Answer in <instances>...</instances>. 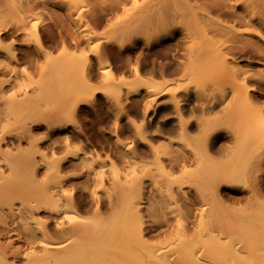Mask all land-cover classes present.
Returning <instances> with one entry per match:
<instances>
[{
  "label": "rangeland",
  "instance_id": "1",
  "mask_svg": "<svg viewBox=\"0 0 264 264\" xmlns=\"http://www.w3.org/2000/svg\"><path fill=\"white\" fill-rule=\"evenodd\" d=\"M245 1L247 0H230L231 3L236 2L239 7ZM137 2L138 5L129 1L124 7L120 5L117 7V0H46V2H43L37 8L33 9L32 13L30 12V15L33 14L30 18V26L31 24L38 23L41 24V28L43 27L44 30H41L47 53H41L40 56L36 57L37 64L35 68L29 67L27 60L20 56L21 62L24 63L26 61L24 65L29 69H26V74H23V70H20L19 74L16 75L18 77L10 74L5 77L1 75L2 78L4 77L5 79L11 80L9 83L0 82V135L4 134L6 138L14 140L11 143L2 141L1 151L3 153H7L8 151L10 153L12 152L14 156L20 154L13 160L15 164H7L4 161L5 158H11L9 152L4 157L3 154L0 155V170L4 173V176L0 177V217L7 216L12 212L14 214L12 220L8 219L11 228L18 227L23 230V222L29 215L34 214V216L39 217L41 220H46L48 216L44 214L46 212L47 214H51L48 210L43 211V209L36 210L33 208L34 206L43 205L45 185L42 182L44 178V167L39 166L37 168L39 170H37L38 173L32 175L30 172L31 164H29V162L26 163L27 159L30 157L28 154L30 155V153H32V151H30L31 149L35 148L37 150L33 156H35L37 162L42 163L43 159L41 153L48 151L49 145L53 142L52 139H61L64 135L66 136V134L70 133L69 135L72 137L73 145L68 150H71L69 151V155H72L73 150L80 144L77 133L82 132L84 142H87L89 146L97 150V153L99 152L101 156L99 164H103L101 169L108 174L104 182L97 180L86 182V177H84V170L82 168L76 171H70V173H68L69 171L66 172L65 175L73 174L72 182L77 187L78 198L81 194L89 195L91 199H94L95 196H99L104 201L112 199L117 206L111 210H104L99 215L95 214L93 210L80 213L86 220V229L82 234L70 240V252L68 258H66L62 264H124L122 261H118L117 257L123 254L127 233L137 228L140 224V215H143L149 222H152L160 213L163 215L170 214L174 217L181 214V208L170 201L165 202L162 208L159 207V203L152 205L151 202L154 200L148 195H146L145 201H150L151 206L150 204L149 207L145 206L140 214L128 211L125 208L127 192L124 186L134 183L136 182L135 180H137H134L135 170L133 167L138 166L137 172L139 175H146L147 184L155 185L157 183L160 185L161 189H165L163 182L167 179V173L160 169L156 156L150 150L151 148L142 143V135H145L147 140L155 147L170 144L173 150L180 149L188 152L192 151L197 154L202 153L201 151L203 150L201 144L203 132L191 129L187 131L177 130L175 133L171 134H159L155 131V126L148 129L147 121H145L147 116H144V113L145 106L149 102L150 96L146 92V88H141L140 94H133L126 98V88L120 89L117 88L118 85L113 84L116 86L114 87L111 82L107 80L106 74L102 73V71L107 68L103 65L106 63V60L110 61L119 77L124 76L129 80L135 79L133 68L134 65L136 66L140 63L138 66L144 77H156L160 80L168 79L172 81L163 87L167 93L161 98L171 103V106L176 99H180L179 94H174L178 86L190 87L192 103L198 100L204 102L205 99L212 94L216 95L217 98L226 99L223 100L224 105L222 104V107L224 106L227 108L228 106V108L225 109V115L204 113L200 106L187 107L182 111L186 119L190 117L204 123L215 120L207 124V129L210 131L220 128V130H215V132L219 134L221 138H227L225 146L231 151L237 149L239 135L242 137H250L253 133L255 135L256 133L259 134L257 131L260 132L263 125L261 124L262 119L259 118L260 116L255 114L252 115L250 112L252 107L246 102L247 105L245 101L239 97L238 94L239 92L241 93V91L239 90L238 92L239 88H237L234 78L229 75L230 73L221 71L222 69L217 70L216 67H212L211 65H209L211 66L209 67L208 64L204 66L197 63L203 58H197L198 61L196 59V63L200 64L197 65V67L192 66L188 70L180 69V66L190 63L189 54L184 47L186 45L183 46V43L185 42V44H187L189 40L186 38L187 32L191 33L193 37L195 36L194 38L197 37V39H194L195 42L204 38V36L200 35L202 33H198L200 31H198L197 23H195L196 19L194 20V18H196V15H194L195 12L201 17L200 5L204 3V0H137ZM111 8L113 9L111 10ZM97 15L106 17V20L104 19L103 21L104 24L97 26L93 22L94 17ZM163 15L166 17L168 15L173 18L174 16L177 17L176 20L179 21L177 23L181 25L180 23L182 22L183 25L181 26L183 27L181 28L179 25H177V27H165L167 30L164 29V32L159 33V35L166 31L168 32L170 29H175V38L167 40L168 42L165 40L166 43L164 42V45L163 43L155 44L156 47L153 45L152 48H149L146 42L154 39L158 34L154 36L152 30L149 31L147 29V31L144 28L146 27L147 19L150 20L149 23H151L153 22L151 19L158 20ZM75 17L83 18L81 20L82 23L76 25V22L73 21ZM135 17L138 21L134 20ZM170 17L166 19L168 20ZM141 20H145L146 22L142 21L143 23L141 24ZM170 20L172 21L173 19L170 18ZM54 21H56V23ZM132 21H134V25H131V23H133ZM86 24L91 28V34L96 35L97 38L95 40H85L80 35L82 33L74 31L76 29L79 30V26ZM140 24L145 25H143L144 27L142 28ZM135 26L136 29H133ZM69 31H72V34L69 33ZM52 32L57 34L58 45L56 48L52 46L53 39H51V37L54 36ZM73 32L77 35L75 33L73 34ZM27 33L25 37L31 38L30 30ZM50 33L53 34V36H50ZM74 36L76 37L74 38ZM77 39L81 41V47L79 48L76 47V43H74L78 41ZM98 40H101L100 45L103 44V48L106 47L107 49L104 48L106 51H100L101 57L105 59V63L103 64L99 62L100 60L97 58L95 52L92 51L94 50L93 45ZM105 40H108L109 43L108 41L105 43ZM252 40L255 42L258 41L257 37ZM165 44L171 45L170 47L167 45L168 48L172 46L173 48L170 50H167V48L164 49L166 47ZM158 45L162 47V49ZM65 46L68 50L64 49ZM28 47L34 48L32 42H30L29 45L19 47V49H29ZM75 50L77 51V56L75 53V56L70 54V52L72 53ZM110 54H114V57ZM127 54H129V56H125ZM121 55L131 60L133 58L132 62L129 60L130 63H126L128 60H124ZM137 56L139 57L137 58ZM1 58L5 59L2 54ZM256 60H258V58H256ZM128 64H130V67H128ZM165 68L167 70L172 69L174 72L169 73ZM251 69L260 76H264V61H257ZM162 70L166 72L163 73ZM89 71L95 73V75H93V81H95L94 83L101 87V89L97 91L94 100L79 104L76 111H73L72 107L78 97L77 90H79V87L81 88L82 84L80 85V83L83 82L82 79L80 80L82 77L81 75ZM1 76L0 79H2ZM119 91H122L120 92L121 94ZM259 91H262V89L259 88ZM37 93H41V95H37ZM115 93L118 95V98H121H115L117 96ZM113 96L117 99L116 101H114L115 99ZM123 107L129 116L138 122L137 126L131 124V122L128 121V117L120 116V113L125 111ZM220 108L221 105L217 110ZM140 124L144 125L145 128H143L147 131L146 133L144 132L145 134L138 129V125ZM36 125H39L40 129H37L35 127ZM23 135L26 139L24 138L19 144V142L16 141L17 137ZM30 136H32V138ZM117 137L124 140L129 145H132L138 152L144 150L142 155L145 162L144 166L139 168L140 163H138V161L129 159L128 165L122 166V171H119V173H114L110 170L108 165L109 162H106V157L109 155L117 160L118 164H126L117 156V153L120 154L124 149V147L118 143ZM34 144H36L37 147L36 145L32 147ZM53 147V151H56L55 153L59 156H64L67 154L66 152H68L66 149L57 151L55 145ZM28 151L30 152L27 154ZM85 154L86 152L79 153L77 158H71V161H77L79 158L84 157ZM233 164L234 167H237L235 169L232 167L231 170L239 175L236 179V184L246 187L251 183V171L247 168V164H255L252 155L250 153L245 154L241 160L239 159L238 162H233ZM167 165L170 167V164ZM195 165L196 164L190 166L192 170L196 167ZM198 170H195L198 172L197 175L195 173L196 177L199 175ZM181 172L182 170L179 168L175 173L181 175L183 173ZM203 172L204 169H202V172L200 170V174ZM195 175H189L191 179L184 178V180L193 181V183L197 181L196 183H198L200 178H198V176L195 181ZM202 176L201 174L200 177ZM203 178H205V176ZM261 179L262 181H260V184L261 187L264 188V174ZM56 185V180L54 179L49 183L50 187ZM149 186L151 187V185ZM187 187L186 185L184 189L189 190L192 197H196L197 193L195 194L194 189L192 188L191 190V188L189 189ZM70 188L71 187H69V189ZM221 193L225 198H230L233 193H237L241 197L250 195L245 188L241 189V187H222ZM242 204L243 211L240 215L229 214L226 216L227 219L225 222L231 224L228 227L230 231L225 232V237L222 236V244L220 242L221 246L218 251L223 253L224 251H230L228 247L231 248V251L241 247V252L237 255L239 258L234 260L230 255L227 257L228 263L225 262L226 264H264V242L262 240L259 242L260 239H258V237L262 238L264 236V211H262L261 214V211L259 212L261 215L258 214L260 218L256 215L258 218L252 216V219L251 214L249 216L248 212L250 211L249 213H253V209L255 210V208H258L257 205L256 207H250V205H245V202L235 205L241 207ZM244 214H248L247 217L249 219L245 217ZM62 216L65 225H69L68 222L70 219H75V216L69 213H64ZM0 225L3 224L0 222ZM237 229L240 231L234 233ZM247 229L251 230V234L247 233ZM243 230H247V232H243ZM247 236L255 239V242L258 239V242L254 243L252 247L246 248L244 241L248 240L249 237ZM6 239H9V242L12 240L14 250L17 247L22 251H26V256L20 255V257L14 256L12 253H10L9 256L7 254L9 263L38 264L37 260L28 252L31 253L33 250L41 254V247H37L36 249L29 248L25 239H21L17 234L13 233H10V237ZM4 241L5 238H2V243H9ZM225 242L227 245H225ZM67 243L69 244V241ZM158 245L157 241H148L138 244L137 247L133 249L137 251V255L142 258L140 261L143 262V258L148 259L154 250L159 247ZM171 246L174 249L178 248L177 242L173 243ZM164 249H169V246H165ZM105 252L112 254V256H106L104 254ZM95 254L99 255V257L95 258ZM115 255H117L116 258H114ZM220 261L222 262L221 259ZM141 262L130 264H142ZM45 264L48 263L46 262Z\"/></svg>",
  "mask_w": 264,
  "mask_h": 264
},
{
  "label": "bare ground",
  "instance_id": "2",
  "mask_svg": "<svg viewBox=\"0 0 264 264\" xmlns=\"http://www.w3.org/2000/svg\"><path fill=\"white\" fill-rule=\"evenodd\" d=\"M117 1L118 5L115 4L117 7L119 5L124 7L127 2L129 3V1L138 5L137 0ZM43 2H46V0H0V76L2 75L5 77L9 74L16 76L19 74L20 70H23L22 73L26 74V69H29L24 65L26 61L24 63L21 62L20 56L21 58L27 60L29 67L35 68L37 64L36 57L40 56L41 53H47V48L41 30L43 27L41 28V24L38 23V25L31 24L30 26V18L33 15H30V12L32 13L33 9L37 8ZM231 2L230 0H204V3L200 5L201 17L198 16L197 12H195L194 15H196V18H194V20L196 19L195 23H197V28L199 29L198 31H200L198 33H202L200 35L204 36V38L195 42L194 39H197V37L194 38L195 36L193 37L191 33L187 32L186 38L189 40L187 41V44H185L184 40L183 46L186 45L184 47L187 49L186 52L189 54L190 63L180 66V69L188 70L192 66L197 67V65L200 64L204 66L205 64H208V66L211 65L212 67H216L217 70L222 69L221 71L230 73L229 75L234 78L237 88H239L238 92L239 90L241 91V93L239 92L238 94L239 97L253 108L254 111L252 108L250 109L252 115H258L260 116L259 118L262 119L261 124L263 125L261 129L259 128L260 132L257 131L259 134L256 133L255 135L253 133L250 137H242L239 135L237 149L233 151L229 150L228 147L225 146L227 138H221L219 134H216L215 130H220V128L210 131L207 129V124H210L215 120L207 121L205 124L204 122L197 121L190 117L186 119L184 118L182 111L187 107L200 106L204 113L225 115V109H227L228 106L227 108L224 106L222 107V104L224 105L223 100L226 99L217 98L216 95L212 94L210 97H207L204 102L198 100L196 102L194 101L195 103H192L190 87L178 86L177 89H175L174 94H179L180 99H176L171 106V103L161 98H163V96L167 93L163 87L172 81L168 79L160 80L156 77H144L140 67L138 66L140 63L136 66L134 65L133 68L134 76L136 77L135 79L129 80L124 76L119 77L110 61H105V59L101 57L100 51L106 49V47H104L105 49L103 48V44L100 45L101 40H98L93 45L94 50L92 51L95 52L97 58L100 60L99 62L101 64L105 62L107 63L103 64L107 68L103 71L101 70L102 73L106 74L107 80L111 82L112 85L116 84L118 85L117 88L120 89L126 88V98L133 94H140L141 88H146V92L150 96L149 102L145 106L144 113V116H147L145 121H147L148 129L155 126V131L159 134H171L175 133L177 130L187 131L191 129L203 132L201 138L203 150L201 151L202 153L198 154L193 153L192 151L188 152L180 149L173 150L171 149L170 144L155 147L147 140L145 135H142V143L151 148L150 150L156 156L160 169H162V171H166L167 173V179L163 182L165 189H161L160 185L157 183L155 185L147 184V178L146 175H144L145 173L143 174L144 176L139 175L137 172L138 166L135 165L136 167L133 168L135 170L134 180L137 179L135 180L136 182L124 186V189L127 192L125 208L128 211L140 214L145 206L149 207L150 201H145L146 195H148L155 201L151 202L152 205L159 203V207L162 208L165 202L170 201L179 206L182 212L177 217L170 214L163 215L160 213V215L152 222H149V220H147L143 215H140V224L137 228L127 233L123 254H120L119 257H117L118 261H122L124 264L141 262L140 260H142V258L137 255V251L133 248L137 247L138 244L146 243L148 241H157L159 247L154 250L148 259L143 258V262H141L142 264H223L225 262L228 263L227 257L230 255L234 258V260H237L239 258L237 255L241 252V247H239L238 244L239 248L233 251H231V248L228 246L227 247L230 251H224L223 253L218 251L221 246L220 242L222 240V236L226 234V231H230L228 227L231 224L225 222L227 219L226 216L229 214L240 215L243 211V204L241 207L239 206L240 208L235 204H241L243 202H245V205H250V207H256L257 205L259 208H255V210L253 209V213H249L250 211L248 212L249 216L251 214V217L255 216L254 218H260V214L264 211V188H262L260 184V181H262V175L264 174V76H260L251 69L257 61H264V0H247L240 7L237 6L238 4L236 2ZM113 8H111V10ZM163 16L158 20L151 19V21H153L151 23H149L150 20L148 19L147 22L145 21L146 19L140 21L141 24L143 23L142 21L146 22V27L143 26L145 24H140L142 28L144 27L149 31L152 30L154 33H150L154 34V36L155 34H158L154 37V39L146 42L149 48H152L155 44L163 43L164 45L165 40L167 41L175 38V29H170L171 31L169 30L168 32L166 30L169 26L177 27V25H179V23H177L179 21L176 20L177 17L174 16V20V18L169 15L167 17L165 15ZM81 17L74 18L73 21L76 22V25L82 23L81 20L83 18ZM168 17L173 20L171 21L170 18L167 20L166 18ZM104 19L106 20L105 16L97 15L94 17L93 22L97 26L102 25L104 24ZM134 20L138 21L136 17ZM56 21L54 22L56 23ZM132 22L133 23H131V25H134V21ZM180 24L183 25L182 22ZM181 25L179 26L182 28L183 26ZM134 28L136 29V26L133 27V29ZM90 29L91 28L86 24L79 26V30L76 29L74 31L82 33L80 35L85 40H95L97 37L95 34H91L92 31ZM164 29H166V32L159 35V33L164 32ZM29 30L31 38H28L27 36L26 38L25 35ZM75 32H73V34ZM69 33L72 34V31H69ZM50 36H53V34L50 33ZM75 37L76 36H74V38ZM256 37L258 39L257 42L252 40ZM51 39H53V48H56L58 45L57 34L54 33V36L51 37ZM29 41L32 42L34 48L30 47V49L28 47L29 49H19V47L29 45ZM107 41L105 40L104 42L106 43ZM74 43H76V47H81V41L78 40ZM169 44L167 45L169 46ZM167 45L166 47L164 46V49L167 48V50H170L173 48V46L168 48ZM160 48L162 49V47ZM64 49L68 50L66 46ZM76 52L77 51L75 50L72 53L70 52V54L75 56L77 54ZM1 54L5 57V59L1 58ZM111 56L114 57V54ZM121 56L123 57V55ZM125 56H129V54ZM138 57L139 56H137V58ZM127 58H124V60H128V62H125L130 63L129 60L131 59ZM197 58H203L201 59L202 61L199 59L202 63L198 61ZM256 58H258V60H256ZM196 59L198 61L197 63L200 64L196 63ZM128 65L127 66L130 67V64ZM167 71L169 73L174 72L172 69H168ZM164 72L166 71H163V73ZM92 73L94 72L89 71L84 72L81 75L82 77L80 80L82 79L83 82L81 81V88L79 87V90H77L78 97L72 107L73 111H76L79 104L86 103L89 100H94L97 91L101 89V87L94 83L95 81H93V75H95V73ZM3 78L0 79L1 83H9L11 80ZM250 82L254 85H251ZM259 88L262 89V91H259ZM120 92L122 91H119V93ZM37 95H41V93H37ZM114 97L115 96H113V98ZM115 98H118V95ZM116 100L117 99L114 101ZM220 105L221 108L217 110ZM123 110H125L124 107ZM120 116L128 117V121H130L134 126H137L138 122L131 118L126 110L122 111ZM35 127L40 129L39 125H36ZM143 127V124L138 125V129L145 134L147 131L144 129L145 127ZM69 134H66V136L64 135V137L62 136L63 138L61 139H52L53 142L49 145L48 151L41 153L43 159L42 163L37 162L35 156H33L37 151L35 148L30 150L32 151L30 155L28 154L30 151L27 152L30 157L27 159L26 163L29 162V164H31L30 172L32 175L34 173H38L37 168L39 166L44 167V178L42 181L45 185L43 205L34 206L33 208L36 210L43 209V211L48 210L51 214L44 212V215L48 216V219L46 220H41L39 217L34 216V214L29 215L23 222V230L18 227H10V221H8V219L12 220V217L14 216L12 212L7 216H1L0 222L3 225H0V264H11L7 259L10 253L14 254V256L16 255L17 257H20V255L26 256V251H22L17 247V249L15 248L14 250L12 240L9 242V239H6L10 237V233L17 234L19 238L25 239L31 249H36L37 247L42 248L41 254H39L40 252H35L33 250L31 253L28 252L35 260H37L38 264H45L46 262L48 264H62V262L68 258V254L70 252V240L82 234L86 229V220L80 213L93 210L95 214L99 215L104 210H111L117 206L112 199L104 201L99 196H95L94 199H91L89 195L81 194L79 198L77 197V187L72 182L73 174L65 175L66 172L69 171L68 173H70V171H76L82 168L84 170L83 173L84 177H86V182L91 180L104 182L108 174L106 171L101 169L103 164H99L101 161L99 152L97 153V150L89 146L87 142H84L82 132L77 133L80 139V144L73 150L72 155H69V151L71 150L68 149L73 145L72 137ZM30 137L32 138V136ZM24 138L26 139L24 135L19 136L16 141L20 144ZM117 139L118 143L124 147L120 154L117 153V156L123 163L126 164H118L117 160L108 154L109 156L107 155L108 157L105 159L106 162H109L108 165L110 170L114 173H119V171H122V166L128 165L127 163H129L131 159L140 163L139 168L144 166L145 162L142 157L144 150L138 152L132 145H129L124 140L119 137H117ZM2 141H8V143H11L14 140L6 138L4 134L0 135V155L3 154L4 157L9 151L7 153H3L1 151ZM35 145L36 144L32 147ZM54 145L57 151L61 149L68 150V152H66L67 154L64 156L56 154V151H53ZM82 152H86L84 157L79 158L77 161H71V158L76 159L78 154ZM248 153L252 155L255 164H247L248 167L246 166L251 171V183L244 187L236 184V179L239 175L236 174L235 171L231 170V168L234 167L233 162H238L239 159L241 160L245 154ZM9 154L11 158H5L4 161L7 164H15L13 163V160H15L20 154L15 156L12 155V152H9ZM164 164H170V167ZM190 164H196L194 170H192ZM236 167L237 166L233 169ZM179 168L183 172H181L182 174L180 173L181 175H177L175 173L179 170ZM202 169H204V172L201 173L203 176L200 177V170L202 172ZM195 170L199 171V177H197L200 179L198 183H196V175L198 172ZM189 175H195L196 182L193 183V181L190 182L189 180H184V178L189 179ZM2 176H4V173L0 170V177ZM204 176L205 178H203ZM53 179L56 180L57 185L50 187L49 183H51V180ZM149 185H151V187ZM186 185L188 186L187 188H191V190L192 188L194 189L195 194L197 193L196 197H192L190 191L184 189ZM69 187L71 188L69 189ZM222 187L245 188L250 195L247 197H241L237 194V192L231 194L230 198H225L221 193ZM64 213H69L70 215L73 214L75 216V219L72 218L69 220V225H65V222L62 220V215ZM247 215H245V217H247ZM247 230H243V232H247ZM239 231L240 230L237 229L234 233ZM250 231L251 230H248L247 233H250ZM2 238H5V241L9 243H2ZM262 238L258 237V239H260L259 242L261 240L264 242V236ZM258 239L256 242H258ZM68 241L69 244L67 243ZM175 242H177V249H174L171 246ZM226 242L225 245H227ZM256 242L255 239L249 237L247 241H244L245 247H252V245ZM165 246H169V249L165 250ZM104 254L106 256H112V254L108 252H105ZM116 256L117 255L113 257L116 258ZM94 257L98 258L99 255L95 254Z\"/></svg>",
  "mask_w": 264,
  "mask_h": 264
}]
</instances>
